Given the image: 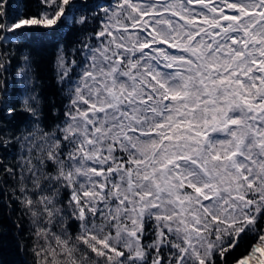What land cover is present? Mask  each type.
I'll return each mask as SVG.
<instances>
[{"label": "snow or ice", "instance_id": "snow-or-ice-1", "mask_svg": "<svg viewBox=\"0 0 264 264\" xmlns=\"http://www.w3.org/2000/svg\"><path fill=\"white\" fill-rule=\"evenodd\" d=\"M38 9L0 0V46L74 25L83 35L57 54L68 102L54 122L33 90L21 134L0 123V148L20 146L15 164L0 157V196L11 177L34 264H264V0ZM9 55L0 121L20 114L5 99Z\"/></svg>", "mask_w": 264, "mask_h": 264}, {"label": "trees", "instance_id": "trees-1", "mask_svg": "<svg viewBox=\"0 0 264 264\" xmlns=\"http://www.w3.org/2000/svg\"><path fill=\"white\" fill-rule=\"evenodd\" d=\"M93 3L103 4L105 0H92ZM13 8L22 12H35L38 9V0H10ZM93 24L89 27L94 26ZM81 26L74 25L71 30L64 28L57 34H44L37 31L34 35L29 34L27 40L20 43L0 46V50H6L11 60L7 71L3 73L4 85L7 88L5 99L9 100L20 113L14 121L2 120L4 132L10 136H19L28 126L29 116L22 113L21 99L25 92L35 90L41 101V109L47 117L46 125L54 122L55 116L63 111L67 104L64 92L66 84H60L57 76V54L63 47L66 54H70L71 48L82 37ZM24 54H29L32 59L30 75L34 81L32 85H26L24 74L19 69L24 66L22 59ZM52 111H49V110ZM0 106V112H2ZM20 153V146L13 141L7 149L0 148V157L6 158V162L15 164V158ZM5 194L0 196V264H34V256L31 251L34 237L31 235L30 222L17 203L10 195L16 186L11 177L5 178ZM19 225V227L17 226Z\"/></svg>", "mask_w": 264, "mask_h": 264}]
</instances>
